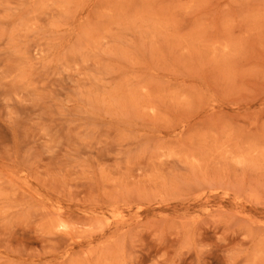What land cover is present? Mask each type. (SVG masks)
Masks as SVG:
<instances>
[{"label": "rangeland", "instance_id": "rangeland-1", "mask_svg": "<svg viewBox=\"0 0 264 264\" xmlns=\"http://www.w3.org/2000/svg\"><path fill=\"white\" fill-rule=\"evenodd\" d=\"M0 264H264V0H0Z\"/></svg>", "mask_w": 264, "mask_h": 264}]
</instances>
